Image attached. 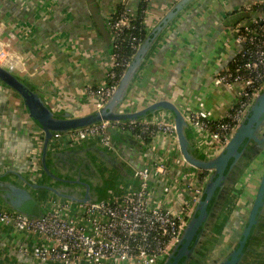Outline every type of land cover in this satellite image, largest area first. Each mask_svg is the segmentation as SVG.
<instances>
[{
	"label": "crops",
	"instance_id": "crops-1",
	"mask_svg": "<svg viewBox=\"0 0 264 264\" xmlns=\"http://www.w3.org/2000/svg\"><path fill=\"white\" fill-rule=\"evenodd\" d=\"M95 1L97 16L88 0H0V42L23 62V68L13 71L41 89L56 112L67 111L75 116L96 112L95 100L87 94V88L104 81L110 69L112 39L107 19L124 5L137 14L142 4V0ZM178 1H150L144 14L148 34ZM260 1L264 0H196L184 8L152 45L125 99L131 101L127 111L166 99L184 114L202 104L213 119H222L230 109L235 90L215 83V77L240 47L234 27L223 25V21L229 12ZM160 115L173 119L164 110L147 119ZM117 134L114 132L120 153H114L115 159L129 171L130 177L117 169L115 186L108 196L136 186L132 169L157 158L158 153H167L174 145L173 138L165 134L156 135L150 142L120 132L128 135L121 140ZM200 135L194 128L193 138L203 151L206 146ZM177 146L180 149L179 143ZM41 149L39 128L29 119L18 98L0 84V174L8 173L4 178L16 182L14 172L34 179L35 155L40 156ZM259 159L264 157L253 160L238 178L218 220L207 224L211 238L207 232L203 236L214 243L211 257L214 248L237 241L248 221V207L263 171ZM101 172L105 182L108 166ZM0 207L8 209L6 205ZM19 243L0 228V264L16 262ZM211 257L208 264H212ZM165 262L166 259L160 264Z\"/></svg>",
	"mask_w": 264,
	"mask_h": 264
},
{
	"label": "built area",
	"instance_id": "built-area-1",
	"mask_svg": "<svg viewBox=\"0 0 264 264\" xmlns=\"http://www.w3.org/2000/svg\"><path fill=\"white\" fill-rule=\"evenodd\" d=\"M150 1L142 0L146 3L144 13ZM256 3L264 5V1ZM122 8V12L116 11L107 19L114 41L133 28L136 16L129 7ZM252 25L256 27L233 28L240 47L215 77V83L235 90L229 111L222 119L215 120L200 104L198 109L190 108L184 114L201 133V142L209 153L227 143L264 87V27L257 26V20ZM133 40L138 51L144 41L136 36ZM131 60L113 51L105 80L87 88V94L95 100L96 112L116 93ZM0 65L11 70L23 68L20 58L4 49L1 42ZM130 102L125 100L120 110L127 111ZM168 117L132 119L127 123L102 120L55 133L51 139L54 147L74 146L94 139L118 154L114 132L132 134L136 126L142 125L151 139L165 134L173 138L174 145L167 153H158L157 158L132 169L138 188H123L120 193L111 192L105 199L87 203L48 194L43 197V212L37 217L0 207V228L8 231L13 241L20 242L14 264H159L201 199L209 174L184 159L177 146L174 120ZM35 156L33 171L38 174L42 171L40 156Z\"/></svg>",
	"mask_w": 264,
	"mask_h": 264
},
{
	"label": "water",
	"instance_id": "water-1",
	"mask_svg": "<svg viewBox=\"0 0 264 264\" xmlns=\"http://www.w3.org/2000/svg\"><path fill=\"white\" fill-rule=\"evenodd\" d=\"M88 1L92 13L96 15V1ZM194 1L196 0H179L152 29L131 60L116 93L100 112L83 116H75L67 111L56 112L45 99L42 90L31 80L0 65V84L8 88L11 94L18 98L29 119L39 128L42 138L40 155L42 171L34 175V179L14 172L18 178L17 182L10 180V177L4 178L8 173L0 174V205L4 204L8 206V209L21 212L29 217H37L38 213L41 215L43 212V202L41 203L33 196L31 189L39 191V193L49 192V195L77 203L97 202L107 198L99 194L105 184L104 176H100L101 174L98 172L97 179L87 178L88 174L84 170L85 161L83 162L82 155L84 156L85 152L88 155H95L114 168L117 161L114 153L99 145L94 139L74 146L54 147L51 143L52 137L57 132L65 133L102 120L147 119L149 116L157 114L158 111L164 110L173 115L175 131L184 159L192 166L209 173L201 199L188 219L179 242L174 245L171 254L165 257L164 264H206L207 259L211 257L210 249L214 244L203 236L207 232V236L211 238V229L207 230V224L210 225L218 220L245 168L258 156L264 157V87L231 138L214 153H209L207 150L200 151L199 144H196L197 141L193 138L194 127L186 119L184 113L169 100L161 99L143 109L132 112L120 110L157 36L169 26L176 15ZM91 155L89 163H92ZM66 167L71 170L75 169V171L68 172L65 170ZM89 181L97 183L98 194L94 186L91 187ZM135 182L137 185L133 188H138L137 180ZM33 206L34 209L29 208H33ZM248 208L250 210L248 222L239 234L238 241L233 244L229 242L218 249L214 248L215 253L211 257L213 264H244L246 251H253L250 250V246L253 245L249 241L250 232L253 226L259 223L256 218L257 213L264 212V168L256 193ZM191 242L194 244L189 248ZM254 252L259 253L257 250ZM215 258L217 259L215 260ZM251 263L255 264L256 262L252 260Z\"/></svg>",
	"mask_w": 264,
	"mask_h": 264
},
{
	"label": "trees",
	"instance_id": "trees-1",
	"mask_svg": "<svg viewBox=\"0 0 264 264\" xmlns=\"http://www.w3.org/2000/svg\"><path fill=\"white\" fill-rule=\"evenodd\" d=\"M145 8H146V3L142 2V4H141V6H140V8H139V10L135 16V19L133 21V28H131L129 30H125L124 34L120 37L119 40H116V41L112 40V52L113 51L120 52V54L125 59H128V60H131L136 55V53H137V49H136L137 42L133 40V36H136L138 39H140L143 42L148 35V30H147L146 25L144 23V14L145 13L143 11ZM118 11L122 12L123 8L122 7L119 8ZM254 20H257V22H258L257 26L264 27V5L261 3H254V4L247 5L245 7H241L239 9H236L234 11L229 12L224 18L223 25L232 26V27H240L241 29H243L245 26H250L252 28H255L256 26L252 25ZM128 121L129 120H122L121 122L127 123ZM117 133L118 134L116 136L118 139L123 140V139H126L128 137V135H125V134L120 135L119 134L120 132H117ZM132 134L138 138L140 137L145 142H150L152 140L151 139L152 137H150V135H148V131L145 130L142 125L136 126L132 130ZM85 145H83V146H85ZM94 160H95L96 164L98 161H99V163L105 164V161H102L98 158L94 159ZM95 163H93L94 166H95ZM114 166L119 171H124L128 178L130 177L129 171L125 170L124 166H122L120 162L116 161ZM102 175H103V173H102ZM110 183H113V185H111ZM103 186L104 187H102V189H104V190L102 192V196L106 194V197H107L109 190H111L112 187L114 188L115 183L109 182V184L106 183ZM113 191L116 192L115 190H113ZM116 193H118V192H116ZM37 215H40V213H38ZM263 228H264V222L263 221H260L258 224L254 225L253 226V233H255L254 235H257L255 230L261 231ZM254 235L252 233L250 234L249 241H251V242H253L255 240L264 241V235H261V236H254Z\"/></svg>",
	"mask_w": 264,
	"mask_h": 264
},
{
	"label": "flooded vegetation",
	"instance_id": "flooded-vegetation-1",
	"mask_svg": "<svg viewBox=\"0 0 264 264\" xmlns=\"http://www.w3.org/2000/svg\"><path fill=\"white\" fill-rule=\"evenodd\" d=\"M91 154H87L86 152L84 153V156L82 155V159H83V162H84V164H83V166H84V170L85 171H87V173L86 174H88V176H86L87 178H89V177H92L93 179H97L98 178V176H97V174H98V172L100 173V174H102V168L104 167V166H108V170H109V174L107 175V178L105 179V184L107 183V184H109V182H114V180L116 179V177H117V168L114 166V168H113V166H109L107 163H99V162H97V165H96V163H95V160L93 159L94 158V156L93 155H91V160H92V162L93 163H95V166H94V164L93 163H89L88 162V160H89V156H90ZM93 156V157H92ZM90 167H89V166ZM94 166V167H93ZM65 170L66 171H68V172H71V171H75V169H72L71 170V168H69V167H66L65 168ZM98 171V172H97ZM91 173V174H90ZM71 174H73V173H71ZM102 176V175H101ZM105 177V176H104ZM90 179V178H89ZM91 180V179H90ZM89 183H91L90 185H91V187H93L94 186V189H96L95 191H96V193L98 194V192H97V189H99V188H97V183H95L94 181H89ZM111 185H113V183H110ZM103 190L104 189H101L100 190V192H99V194H102V192H103ZM97 196V195H96ZM194 210V209H193ZM192 213H193V211H192ZM192 213H191V215H192ZM248 213V212H247ZM190 215V216H191ZM249 217V216H248ZM190 218V217H189ZM188 218V219H189ZM256 218H257V220L260 222V221H263L264 222V212L263 213H260V212H258L257 213V216H256ZM188 219H187V221H186V224H185V226L183 227V229H182V231L180 232V234H179V236H178V238H177V240L175 241V243L172 245V247H171V249H170V251H169V253H168V256L171 254V252H172V249H173V247H174V245L176 244V243H178L179 242V239L181 238V235L183 234V232H184V230H185V227H186V225H187V223H188ZM248 222V221H247ZM247 225V223L245 224V226ZM244 229V228H243ZM242 229V230H243ZM242 232V231H241ZM255 232H256V234L257 235H254L255 233H253V228H252V230H251V232H250V234L252 233L254 236H261V235H264V228L261 230V231H257V230H255ZM259 233V234H258ZM195 239H196V236L194 237V239H193V241L195 242ZM238 239H239V235H238V238H237V241H238ZM237 241H235V242H237ZM194 242H191V244L189 245V248H191L192 246H193V244H194ZM252 244L253 245H251L250 246V250H253V251H246V253H245V256H244V260H243V263L244 264H250V262L253 260L254 262H256L255 264H264V241H258V240H255V241H253L252 242ZM254 250H257V251H259V253H256V252H254ZM212 251V250H211ZM165 259V258H164ZM217 258H215V260H216ZM182 260V259H181ZM208 261H209V258L207 259ZM164 261V260H163ZM208 261L206 262V264H208ZM211 261V260H210ZM162 262V261H161ZM160 264V263H159ZM213 264V263H212ZM252 264V263H251Z\"/></svg>",
	"mask_w": 264,
	"mask_h": 264
},
{
	"label": "rangeland",
	"instance_id": "rangeland-1",
	"mask_svg": "<svg viewBox=\"0 0 264 264\" xmlns=\"http://www.w3.org/2000/svg\"><path fill=\"white\" fill-rule=\"evenodd\" d=\"M108 18H109V17H108ZM260 156H261V155H260ZM259 160H262V161H261L260 168L263 170V168H264V167H263L264 160H263V159H259ZM98 162H99V161H98ZM105 173L108 174V172H105ZM262 173H263V171H262ZM105 175H106V174H105ZM31 193H32L33 196H35L36 199H37L38 201H40L41 203L43 202V201H42L43 197H44L45 195H48V194H49L48 192H46L45 194H42V192H40V193L43 195V196H42L40 193H37V194H36L35 191H32ZM2 206H4V204H2ZM29 208H30V209H34V206H33V208H32V207H29Z\"/></svg>",
	"mask_w": 264,
	"mask_h": 264
}]
</instances>
